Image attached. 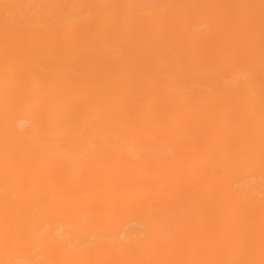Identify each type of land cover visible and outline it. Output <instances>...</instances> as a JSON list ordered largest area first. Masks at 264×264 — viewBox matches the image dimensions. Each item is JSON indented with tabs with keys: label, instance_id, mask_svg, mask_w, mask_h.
Instances as JSON below:
<instances>
[{
	"label": "bare ground",
	"instance_id": "bare-ground-1",
	"mask_svg": "<svg viewBox=\"0 0 264 264\" xmlns=\"http://www.w3.org/2000/svg\"><path fill=\"white\" fill-rule=\"evenodd\" d=\"M0 264H264V0H0Z\"/></svg>",
	"mask_w": 264,
	"mask_h": 264
}]
</instances>
